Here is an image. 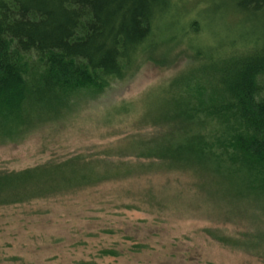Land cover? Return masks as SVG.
I'll use <instances>...</instances> for the list:
<instances>
[{"label":"trees","instance_id":"16d2710c","mask_svg":"<svg viewBox=\"0 0 264 264\" xmlns=\"http://www.w3.org/2000/svg\"><path fill=\"white\" fill-rule=\"evenodd\" d=\"M182 1L0 0V146L23 142L141 64L173 63L182 52L191 62L168 85L159 113L168 131L132 141L130 150L191 172L203 190L264 218V0H232L225 9L243 16L245 28L220 35L198 17L179 16ZM121 168L73 156L0 173V206L134 170ZM205 233L264 257V225L235 236Z\"/></svg>","mask_w":264,"mask_h":264},{"label":"rangeland","instance_id":"374dc122","mask_svg":"<svg viewBox=\"0 0 264 264\" xmlns=\"http://www.w3.org/2000/svg\"><path fill=\"white\" fill-rule=\"evenodd\" d=\"M231 3L184 0L177 14L198 17L205 31L233 33L245 20L225 9ZM190 62L182 52L173 63L145 62L23 142L0 146V173L73 156L134 168L71 194L0 206V264H264L258 251L219 244L205 233L251 232L264 225L258 210L255 217L211 193L218 190H203L191 172L166 169L130 150L132 141L168 131L159 117L165 90Z\"/></svg>","mask_w":264,"mask_h":264}]
</instances>
